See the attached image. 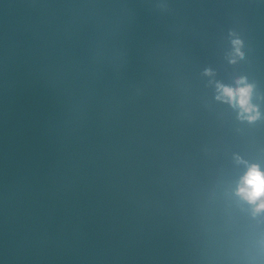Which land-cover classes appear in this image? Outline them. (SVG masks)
<instances>
[{
    "label": "water",
    "instance_id": "1",
    "mask_svg": "<svg viewBox=\"0 0 264 264\" xmlns=\"http://www.w3.org/2000/svg\"><path fill=\"white\" fill-rule=\"evenodd\" d=\"M253 167L264 0H0V264H264Z\"/></svg>",
    "mask_w": 264,
    "mask_h": 264
},
{
    "label": "clouds",
    "instance_id": "2",
    "mask_svg": "<svg viewBox=\"0 0 264 264\" xmlns=\"http://www.w3.org/2000/svg\"><path fill=\"white\" fill-rule=\"evenodd\" d=\"M229 96L235 98L236 93L232 89H223ZM250 88H242L239 90L240 104L243 107L248 105V97ZM247 187L241 188V193L246 195L249 200L255 201L257 198L264 196V173L258 168L253 167L246 178ZM264 207V204L261 205Z\"/></svg>",
    "mask_w": 264,
    "mask_h": 264
}]
</instances>
